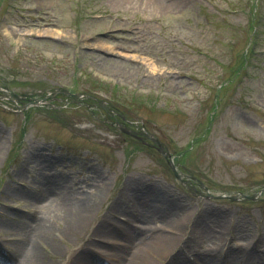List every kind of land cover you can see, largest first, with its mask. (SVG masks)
<instances>
[{
    "label": "rangeland",
    "instance_id": "1",
    "mask_svg": "<svg viewBox=\"0 0 264 264\" xmlns=\"http://www.w3.org/2000/svg\"><path fill=\"white\" fill-rule=\"evenodd\" d=\"M169 2L0 0V264H123L164 216L192 264H264V0ZM64 194L94 212L60 235Z\"/></svg>",
    "mask_w": 264,
    "mask_h": 264
},
{
    "label": "bare ground",
    "instance_id": "2",
    "mask_svg": "<svg viewBox=\"0 0 264 264\" xmlns=\"http://www.w3.org/2000/svg\"><path fill=\"white\" fill-rule=\"evenodd\" d=\"M118 1L120 2L125 1L127 3L129 2L128 6H130L131 4V0H118ZM135 1L138 3L139 6H142V8H145L147 5L152 7L151 4L153 6H156L157 8L159 5V0H135ZM171 1L172 2L168 3V5L171 7L179 6L183 3L181 2L183 0H174V1L171 0ZM165 7H166V4H165ZM41 21L43 22L42 24L51 23L49 20L48 22L44 19H42ZM27 31L29 30L27 29ZM46 33H49V32L47 31ZM99 46H102V45H97L96 47L99 48ZM52 178L54 177L47 178V181H49L50 183H52L53 181L55 182V178L53 180ZM131 185H128V188L129 187L132 188ZM126 186H127V183H126ZM48 188L51 192H53L52 188L49 185H48ZM150 196L152 197V194ZM62 197L64 198L61 200V202L64 206H62L61 209H63V211L65 212L67 210V212L62 216L65 219V225L62 229V232L60 231V235H62L63 232H66V233L69 232V234H72L75 231H77V229L82 225V223L85 224L87 223V221L88 222L91 221V219L93 218L92 213L94 212L92 210L93 205L85 204L80 199H78V201L72 200V198L69 197L68 194H64ZM146 199H148L147 201H149L148 203H150L151 205L152 204L151 198H146ZM69 207L73 208V212L71 210H68ZM129 207L134 208V205L129 206ZM164 218L166 219V221L164 220L165 224L163 226L154 227L155 231H157L158 229L159 230L161 229V230L158 232H152V234H150L149 237H148V234L144 233V231L141 233L142 230L140 229V227L136 226L138 224L134 223L135 226L132 225L133 229L131 228V230L133 231H131L130 233L128 232L126 234V237L130 241L135 240L137 245H136L135 250L132 251L131 256H129V258L125 262H123V264H165L166 261H167V264H192L193 260L195 261L196 259L195 254H192L193 258L189 257L190 253H192L191 250L187 249L188 247H190L189 241H184L183 237H181V235H179V233L176 232V229L178 228L175 227V225L178 227L186 226V224H188L187 220L189 219V217H187L186 221L180 220V218L170 219V218H166L165 216ZM66 219L69 220V222H67ZM131 220L132 219H126V221L129 223L131 222ZM167 223H170L169 227L166 225ZM171 223H173V225H171ZM102 228L104 229L103 226ZM44 229L45 231L41 227L38 228V226H35V227L32 226L31 228L28 229L27 231L28 235L25 239L30 244V248L28 249L29 251L26 253L27 258L36 260L39 258L38 256H40L41 254L40 252L41 249L40 247H38L39 245H36V243H38L36 242V239L43 240V241L38 240L39 242H45L47 240L48 244L54 243L55 237H53L52 235H48L47 229L46 228ZM117 233H119L117 234L118 236L122 235L120 230H118ZM25 242L26 241H24L23 243ZM83 243L84 244H82V242L79 243V248H78V250L82 252V255H83L84 250L87 249V246L85 244L86 242H83ZM106 245L107 246L104 247L105 251L100 252V253L106 254L107 255L106 258L109 260V262L113 263L110 260V257L108 256L113 255V261H114L115 260L114 253L109 248L108 243ZM181 247H185L186 249L181 248ZM16 251L18 252V250ZM16 251L14 253L11 252V254L15 255ZM85 256H88V258H90L89 259L90 261H88L89 264L91 263L95 264L96 258L92 254L88 253V254H85ZM74 257L75 256H71V258H74ZM91 257H92V260H91ZM210 262L214 263L213 260H211ZM45 264H52V263L51 261H49V262H45Z\"/></svg>",
    "mask_w": 264,
    "mask_h": 264
}]
</instances>
